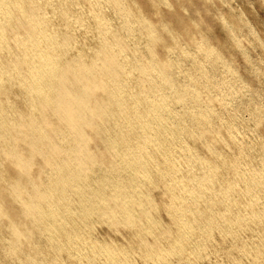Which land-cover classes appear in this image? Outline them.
I'll list each match as a JSON object with an SVG mask.
<instances>
[{"label":"bare ground","instance_id":"bare-ground-1","mask_svg":"<svg viewBox=\"0 0 264 264\" xmlns=\"http://www.w3.org/2000/svg\"><path fill=\"white\" fill-rule=\"evenodd\" d=\"M149 3L151 5L155 6V11L157 14L156 19L147 16L145 8H144L145 6H143L139 0H0V229L4 230L6 228V230H8L10 233L9 237H6V236L4 237L3 235H1L0 240L3 241L1 243H4L6 251L8 253H11L12 255H14L15 258L17 259V260L15 259V260L19 261L20 264H33V263L37 264L38 263V260H36L37 258L35 256H33L30 252L26 251V249L24 248V244H27V245L32 244L30 241L32 239V235H33L32 233H33L34 229L31 226L35 222H37V220L40 218L41 215L44 214L45 211L54 212L58 209L59 210L60 209L69 210L71 208V205L74 204V206H75V203H77V202H79L85 209H89V207L91 208V204L93 202L92 206H95V208L99 209V208H101L100 205L103 206V210H102L101 214L104 216H107L106 221L112 227L117 226L118 224H126L127 227H128V225H131L132 223L135 224L136 222H134L133 217H132L135 214L134 213L135 211H137V213L140 214V215H138V217L136 216L137 213L135 214V216L139 219V221L141 219L139 217H141V216H144V217L148 216V218L150 219V217H149V215H151L150 207L146 206V202H138L139 200L135 199V201H133V203H132V202H129V200H131V198H133V197H123L122 196L123 194H125V191L127 189H130L129 186L131 184H129V186L126 184L130 183V182L133 183L134 179L136 178V175L137 176L139 175L144 179L142 182L143 187L146 186L149 188V190H151V189L154 190L156 188H160L161 190H163L164 192L167 193V192H171L170 189L176 188L178 190L177 187H179L180 189L181 188L183 189V192H185V190H188V189L192 190L190 192H188L189 190L187 191L189 194L191 193L188 196H192L193 195L192 193H194L195 196L197 194L205 193V192H202L203 189H207V190L210 189L209 191H212L211 189H215L213 191H216L219 188H220V191L221 190H227L228 191L231 188L235 189V186L238 185V181L241 179H242L241 181L244 182L243 186L246 189H251V187H253L255 184L261 185V183L264 181V153L262 154V156L259 155L260 157H262L261 158V165L259 167H257V168L253 167L254 165L250 166L248 164V162L245 163V162H243L244 160L242 159V157H243L241 155L243 153L242 149H245V148L242 147L241 149H239V152H236L231 147L232 143L233 144L235 143L234 142L235 136H234V130H233V128H234L233 123H235V122H232V123L231 122L230 123L224 122L218 126L215 125L216 122H215L214 118L216 117V112L213 108V104L211 103V101H214V100L223 101L222 97H225L226 95L232 94L233 93L232 91H234L233 89H235L236 84L231 85V83H230V85L228 87L226 84L223 85V87L225 86L224 89L221 88V89H223V91L217 95L216 94L212 95L211 93L206 92L208 89V86H209L208 80L211 79V74H209V72H211V71L207 72V71H204L202 69V67L205 68L206 64H204L203 61H200L201 60L200 59L198 63H195L196 62L195 61L192 64V66L190 65L191 67H189V65L185 66V63H184L185 58L183 59V57H182V56H185L188 54L185 47H181V48L179 47L181 49V51H180L179 56L177 57L175 62L173 60V57H170L171 54H169L170 50L173 49V48H171V47H173L172 44L176 45L174 47L180 46V43L178 42V38L180 37L178 31H180V27L186 26L185 19L183 17H180V18H177V22H176L175 17H176V15H178V13L174 12V14L172 15L173 20H171L160 10V8H158L159 4H157L153 0H150V2H148V4ZM193 8L195 9V7H193ZM178 17H179V15H178ZM188 30H189V28H188ZM183 32H185V31L183 30ZM198 35H199L198 38H195L196 35L191 37V39H193V38L196 39L195 41L197 42V45L204 46V45L208 44V41H207V39H205L203 34H202V37H204V39L207 42L199 41L202 39V37H201L200 33ZM171 37H172L173 43L169 44L168 39H170ZM188 39L191 40L190 38H187V40ZM207 50H208V55L206 54L207 60H210L211 58H214V59L220 58V54H219L220 52L217 51L218 49L216 50V48L209 46V49H207ZM207 50L205 53H207ZM195 55L199 56L198 54H195ZM203 60H205V59H203ZM221 60H222V58H221ZM212 61L216 62L215 60H212ZM188 62H189V60H188ZM188 62H186V63H188ZM220 63H221V61H220ZM175 64H177V67L183 68L184 78L186 79L185 81H187L189 83L188 87H185L183 82H181V81L178 82V80H179L178 78H176L177 80L175 79V77L173 75V67L175 66ZM224 65H226V64L224 63ZM206 66H209V65H206ZM222 68H223V65H222ZM209 69H207V70H209ZM213 69H214V67H213ZM226 70H228V69H226ZM218 71L219 70H217V72ZM175 73L177 74V72H175ZM226 74H228V73H226ZM219 76H220V74H219ZM227 80L229 81V79H227ZM212 82H213V79H212ZM217 83H218V80H217ZM212 84L213 83H211L210 85H212ZM241 85H242V83H241ZM241 85L239 88H241V90H242L243 86L241 87ZM218 86H220V85H218ZM211 89H209V90L212 91ZM243 89H245V88H243ZM215 90H217V89H215ZM243 93L246 94V91H244ZM174 103L175 104L177 103V105L178 104L181 105L182 108H180V107L177 108V109L180 108L179 109L180 111L179 110L174 111L173 110L174 108L172 109V106ZM224 104H226V103H224ZM228 107H229V105L227 106V108ZM166 113H168L167 115L171 114L172 119L174 118L176 120V124H179V126H180L179 127L178 125H175V126H178L179 130L181 129V131H180L181 134L180 133L178 134L176 132L180 136V137L178 136L180 138L179 140H177L178 138L176 137L177 138L176 141H177V143L180 144L181 148H179V149L181 150V152H179V155L181 154L180 157L186 159V164H185L186 166L183 165V163H184L183 162L182 167L185 166V168H183L182 170L180 169L179 172H177L178 170L177 171L174 170V172L171 171L169 173H166V172L164 173L160 167L161 171L158 170V173L161 172V174L165 175V177H167V175H169V176L172 175L173 177L170 178L168 176L170 178V180L172 179V181H168V182L164 181L163 183L159 184V179H156V181H155V179L151 175V169H152L151 167L158 166L157 164L159 162V161H157L158 159L157 160L155 159L157 157H155L154 154H152L153 153L152 150L153 149L156 150V147H158V145L160 147V144H162L160 142V140L162 138L160 139V137H159V139H158L159 134L163 135V132L165 133V131H166V133L172 131V129L171 130L169 129L171 127L169 126V124L167 122L168 116L165 115ZM258 113L259 112H257V114ZM259 115H261V113ZM252 116L254 117V115H252ZM258 119L262 120L259 117H258ZM258 119H257V121H258ZM227 122H228V120H227ZM169 123H170V121H169ZM171 123H174V121L173 122L171 121ZM156 124L158 127H156ZM243 125L245 126V124H243ZM243 125H241V126H243ZM248 125H247V127H248ZM171 126H172V124H171ZM237 127H238V125H237ZM237 127H235V128H237ZM248 128H250V127H248ZM256 128L254 127V130ZM241 130H243V128ZM246 131L248 132V130H246ZM249 131H251V130H249ZM243 132H245V130ZM170 133H169V135H170ZM173 134H175V133H173ZM237 134H239V133H236V135ZM169 135H167V136H169ZM257 135H259V134L257 133ZM174 138H175V136H174ZM164 139H166V138H164ZM164 139H162V140L166 142V140H164ZM238 139H240V138H238ZM253 139H254V137H253ZM170 142L172 143V141H170ZM250 142H247V143L249 144ZM260 142L258 144H260ZM168 143H169V141H168ZM217 143H222L224 145V147L227 148L228 152L226 153L225 149H223L224 152H222V150H218L216 148L219 146V145L216 146ZM262 144H263V142H262ZM174 145H172V146H174ZM221 145H220V147H222ZM235 146L240 147V145H238L237 143L235 144ZM256 146H257V144H256ZM260 146H261V144H260ZM262 147L264 148V146H262ZM164 148H165V146H164ZM178 150H177V152H178ZM254 150H257V149H254ZM167 151H168V148H167ZM167 151L163 152L165 156H166L165 153ZM245 151H247V150L245 149ZM248 151L250 152V150H248ZM251 151L253 152L252 149H251ZM158 152L160 153V151H158ZM171 152H172V150H171ZM263 152H264V150H263ZM163 153L159 154V156H161ZM173 153H176V152H173ZM169 155L171 156V153ZM119 156L121 158H119ZM170 156H167V158H166L167 161L163 157L162 158L166 162H168V161H170ZM245 156H247V155H245ZM180 157H179V159H180ZM117 158H119L121 160H118ZM173 158H171V160H173ZM243 158H245V157H243ZM253 158L255 159L258 157H253ZM250 160H252V159L250 158ZM173 161L175 162L176 160L174 159ZM178 161H180V160H178ZM121 163L122 164L124 163L125 164L124 166H126V167L128 166V169L129 168L131 169L130 175H132V176L135 175L134 176L135 178H133L127 174L129 178H133L132 179L133 182L132 181L126 182L125 180L128 178H126V179L124 178L125 180H122L123 177L121 178L118 176V175H120V176L123 175V172H122V174H119V169L121 166H123V165H121ZM249 163H250V161H249ZM180 165H179V167H180ZM258 165H259V162H258ZM164 166H165V164H164ZM170 166H172V165L170 164ZM175 167H178V166L176 165ZM175 167L173 166V169ZM166 168H168V165L166 166ZM166 168L164 167V169H166ZM170 168H172V167H170ZM124 169H125V167H124ZM128 169H127V171H128ZM124 171H126V170H124ZM94 172H96L98 175H101V176H99V178H98V183L92 185L90 180L92 179L93 175L96 174V173L93 174ZM172 172H173V174H172ZM124 174H126V172ZM163 179L165 180V178H163ZM140 180H137V181H140ZM135 182H136V179H135ZM138 184L139 185H137V183L135 184V185H137L136 190L137 191L139 190V193H140V191H142V190H140L142 185H140L141 182H139ZM173 184H174V186H173ZM135 185H133V186H135ZM127 187H129V188H127ZM144 189H146V188H144ZM176 189H174V190H176ZM131 190H133V189H131ZM102 191H104L103 194L100 193ZM128 191H126V193H128ZM213 191L211 193H213ZM220 191H218V192H220ZM235 191H236V189H235ZM142 192L144 193V191H142ZM187 192H185V193H187ZM224 192L225 191H223V194H224ZM237 192H239V190ZM240 192H242V191H240ZM72 193L77 194L78 197H71L70 195ZM99 193L102 195V197H103V195H105V197H103L102 200L99 199L102 202L104 201L103 202L104 204L102 202H99L98 197H96V195H95V194H98L101 197V195ZM129 193H131V191ZM214 193H216V192H214ZM220 193L222 194V192H220ZM251 193H254V192L252 191ZM261 193H263V191ZM146 194H148V192ZM182 194H184V193H182ZM218 194L216 196L219 197ZM233 194H235V193H233ZM237 194H238L237 196H239V194H241V193H237ZM246 194H247V192H246ZM257 194H259V193H256V195ZM140 195H142V194H140ZM140 195H137V196H140ZM213 195H215V194H213ZM247 195H246V197H247ZM256 195L253 194V196L250 195V197L251 196L255 197ZM149 196L148 195H147V197L143 196L144 199L142 196H140V198L139 197L138 198L140 200L146 199V201L148 202V205H151L152 203L155 204V202L157 203V201H159V200H157L153 197H149ZM153 196H155V195H153ZM180 196L182 197L181 194H180ZM203 196H204V194H203ZM225 196H226V194H225ZM259 196H260V194H259ZM141 197H142V199H141ZM222 197H223V195H222ZM227 197H228V195H227ZM134 198H135V196H134ZM174 198H175V196H174ZM197 198H198V195H197ZM205 198H206L205 201L207 199H209L207 197H205ZM230 198L231 197H229L228 199H230ZM235 198H234V200L237 201L239 199H242L243 197L239 198L237 200ZM259 198L261 199V196ZM259 198H256V199L258 200ZM263 198H264V196H263ZM67 199L69 201L66 202L67 205H64L65 204L64 200H67ZM180 199L181 198H179V200ZM201 199H203V198H201ZM173 200H171V201L173 202ZM179 200H177V201H179ZM183 200H184V197H183L182 201ZM185 200H186V198H185ZM227 200H226V203H227ZM209 201H210V199H209ZM214 201H216V200H214ZM235 201H234V203H239V204L242 203L240 201H238V202H235ZM242 201H243V203L246 204V202H244L243 199H242ZM252 201L255 202L256 200L255 201L252 200ZM176 202L174 204H176ZM218 202H220V201H218ZM231 202H232V200H231ZM257 202H256V205H257ZM203 203H205V202H203ZM223 203H224V200H223ZM195 204H197V203H195ZM209 204H211V203H209ZM239 204H238V206H240ZM247 204H249V203H247ZM77 205H79V204L77 203ZM81 205H79V206H81ZM160 205H161V203H160ZM231 205H232V203H231ZM65 206H68V208H66ZM168 206L169 205H166V207H168ZM250 206L252 207V205H250ZM262 206L263 205H261V207ZM139 207H141L142 210H140ZM190 207H192V205ZM195 207H196L195 209H197L198 206H195ZM205 207H206V205H205ZM258 207H256V208H258ZM199 208H200V206H199ZM210 208H212V206ZM210 208H208V209L210 210ZM215 208H218V207H215ZM245 208H246V206H245ZM155 209L157 210L156 207H155ZM243 209H244V207H243ZM249 209H251V208H249ZM70 210L72 213L73 209L71 208ZM74 210H76V209H74ZM78 210L79 209L77 208V211ZM80 210H81V208H80ZM91 210H92V208H91ZM94 210H96V209H94ZM165 210H166V208H165ZM175 210H176V208H175ZM231 210L233 211V208H231ZM251 210H253V209H251ZM69 211H68V213H70ZM77 211H76V213H77ZM79 211H78V213L81 214V211L80 212ZM88 211L89 210H86V212H88ZM158 211H159V209H158ZM178 211H181V210H178ZM246 211H247V208H246ZM254 211H256L255 207H254ZM8 212H19V213H15V215H10ZM196 212H198V211H196ZM203 212L204 211H202V213ZM212 212L217 213L216 209H215V212L214 211H212ZM224 212L225 211H223V213ZM237 212H238V209H237ZM76 213H75V215H78V213L77 214ZM88 213H90V212H88ZM92 213H93V211H92ZM94 213H96V212H94ZM257 213L261 214L259 212H257ZM263 213H264V210H263ZM93 214H92V216H94ZM98 214H100V212ZM166 214H168V213H166ZM192 214H193V212H192ZM218 214H220V210L218 211ZM229 214H230V211H229ZM54 215L55 214H53V216ZM81 215H83L82 217H85L84 216L85 212ZM88 215H90V214H88ZM168 215H170V212ZM171 215H173V214H171ZM177 215H179V214H177ZM196 215H197V219L199 220V218H198L199 212ZM196 215H195V217H196ZM245 215H247V214H244V216ZM58 216L61 217V215H59V213H58ZM73 216H74V214H73ZM86 216H87V214H86ZM96 216H98V215H96ZM193 216H194V214H193ZM193 216H191V218ZM208 216H210V215H208ZM211 216L213 217L214 214ZM247 216H249V215H247ZM262 216H264V215H262ZM52 218H54V217H52ZM81 218H79L80 223H82V221H83V220L81 221ZM148 218H146V219H148ZM180 218H182V217H180ZM188 218H190V217H188ZM228 218H231V217L225 218L226 221L229 220ZM235 218L236 217H234V219ZM237 218H239V216ZM249 218H250V216H249ZM44 219H46V218H44ZM97 219H99V218L97 217ZM202 219H203V216H202ZM202 219H200V220H202ZM234 219H231L230 221H234ZM244 219H247V218H244ZM71 220L74 222V220L72 218H71ZM89 220L91 221V219H88L86 223H88ZM103 220H105V219H103ZM193 220H195L194 217H193ZM212 220H210V221H212ZM216 220H219V218ZM222 220H224V219L222 218ZM248 220H252V219H247L246 221H248ZM49 221H48V223H49ZM63 221L64 220H62V228L65 227L64 226L65 223H63ZM75 221L77 222V220H75ZM181 221L184 222L185 219H183ZM187 221H188L187 224H189V219ZM235 221H236V219H235ZM55 222L58 223V220L57 221L55 220ZM96 222L98 224V221H96ZM145 222H146V220H145ZM152 222H153V220H152ZM162 222H164V221L162 220ZM162 222H160V223H162ZM212 222H214V221H212ZM54 223H53V225H54ZM83 223H84V221H83ZM158 223L159 222L157 221V223L155 225H157ZM207 223L208 222L206 221V224ZM253 223H255V222H253ZM261 223H263V221ZM44 224L45 223H43V225ZM91 224H92V222L90 223V226H91ZM93 224H94V222H93ZM105 224H107V223H105ZM147 224H149V223H147ZM182 224L180 223L179 225H182ZM187 224H184V225H187ZM232 224H234V222ZM26 225H31V226L27 227ZM59 225H60V223H59ZM69 225L71 227V224H69ZM69 225L67 224L66 227ZM98 225L100 226V224H98ZM143 225H144V223H143ZM155 225L153 227H155ZM195 225H197V224H195ZM199 225H201V224H198V227H199ZM226 225H228V224H226ZM244 225H245V222H244ZM51 226H52V224H51ZM157 226H160V228H161L160 236H162L163 234H164L163 236L169 234V238H173L174 230H173V232L170 231L171 230L170 224H166L163 228L161 227L162 225H157ZM190 226H192V224H190ZM221 226H222V224H221ZM229 226H230V223H229ZM232 226H234V225H232ZM249 226H251V225H249ZM249 226L246 227V228H248V230H250ZM261 226L264 227V223ZM132 227L134 228V226H132ZM86 228H87V226H86ZM207 228H209V227H207ZM81 229H83V228H81ZM84 229H85V226H84ZM184 229H182V230L184 231ZM190 229L191 228H189V230ZM196 229L199 230L198 228H196ZM211 229H210V232H211ZM63 230H62V232H63ZM70 230H72V229L70 228ZM78 230H79V228H78ZM78 230H76V232H79ZM83 230H81V231L83 232ZM93 230H94V228H93ZM153 230L154 229L152 228V231ZM186 230H187V228H186ZM230 230L228 229V231H230ZM235 230H236V228H235ZM148 231H149V229H148ZM181 231L179 230V232H181ZM224 231L226 232V230H224ZM55 232H58V231H55ZM64 232H65V230H64ZM73 232H74V228H73ZM84 232H86V231H84ZM193 232H196V231H192L191 233H193ZM200 232H201V230H200ZM203 232H204V228H203ZM225 232H223V234ZM246 232L248 233V231H246ZM71 233H72V231H71ZM176 233H177V231H176ZM196 233H198V232H196ZM254 233H256V232H254ZM44 234L45 233H43V235ZM77 234L79 236H80V234L82 235L81 232H80V234L79 233H77ZM199 234H197V236H199ZM203 234L206 235L205 233H203ZM220 234H222V233H219L218 235H220ZM227 234H229V233H227ZM50 235H52V234L50 233ZM84 235H85V233H84ZM88 235H90V233ZM153 235H155V234H153ZM181 235H183V232ZM215 235L218 236L217 233ZM240 235H238V236H240ZM258 235L260 236L259 233H258ZM49 236H47V237H49ZM67 236H69V235H67ZM134 236H136V235H134ZM183 236H185V234ZM197 236H196V238H197ZM211 236H213V235H211ZM211 236H210V238H211ZM224 236H226V235H224ZM262 236H263V234H262ZM47 237H45V238H47ZM74 237L72 236V238H74ZM128 237H129V235H128ZM192 237H193V235H192ZM222 237H223V235L221 236V238ZM255 237H257V236H255ZM82 238H84V237H82ZM88 238L92 240L93 235H92V238L91 237H88ZM178 238H177V242H178ZM186 238H183V239H186ZM188 238H190V237H188ZM240 238H241V236H240ZM39 239H37V242ZM66 239H69V238H66ZM66 239H65V241H66ZM183 239H181V240H183ZM193 239H195V238H193ZM198 239L196 241H198ZM225 239H226V237L224 238V240ZM227 239H228V237H227ZM50 240H52V239H50ZM60 240H63V239H59V241ZM73 240H72V244H73ZM75 240H77V239L75 238ZM135 240H136V238H135ZM232 240L230 238V241H232ZM242 240L246 241L245 239H242ZM247 240H250V239L248 238ZM57 241H55V242H57ZM79 241H81V240L79 239ZM132 241H133V239H132ZM183 241L185 242V240H183ZM201 241L202 240L200 239V242ZM211 241H212V239H211ZM216 241L217 240H215V243H216ZM258 241H260V239ZM74 242H76V241H74ZM94 242H97V241H94ZM171 242L172 243H170V244L173 245L176 241L171 240ZM261 242H263L262 238H261ZM57 243H55V244H57ZM76 243H78V242H76ZM87 243H85V244H87ZM140 243L142 244L141 247L143 246L144 248H148V249H151L153 251H156L157 247H159L161 242H160V239H155V240L149 239L146 236V233L144 232V233H142V236L140 238ZM186 243H187V240H186ZM198 243H199V241H198ZM198 243H197V245H198ZM208 243H210V242H208ZM247 243L248 242H246V244ZM37 244L39 245V243H37ZM60 244L63 245L62 242ZM175 244H178V243H175ZM182 244L183 243H181V245ZM189 244H191V242ZM211 244H212V242H211ZM233 244L234 243H232V246H233ZM239 244L241 245V242ZM254 244L256 245V243H254ZM94 245H95L94 243H93V245L91 244V246H94ZM115 245H116V243H115ZM181 245L179 247H181ZM185 245L187 246V244H185ZM200 245L204 246V244H200ZM40 246H41V242H40ZM85 246L84 247L82 246V247L85 249ZM173 246H175V245H173ZM176 246H175V251L177 252L178 248ZM183 246L184 245H182L181 248H183ZM198 246L196 248H198ZM205 246H207V245H205ZM244 246H245V244H244ZM258 246H259V243H258ZM72 247H74V246H72ZM80 247H81V245H80ZM111 247L112 246H110V248ZM115 247H117V246H115ZM191 247H193V246H191ZM213 247L215 248V245ZM245 247H247V246H245ZM245 247H244V250H247L251 246L247 247V249H245ZM54 248H56V247H53V250H54ZM58 248L59 247H57V250H59ZM100 248H102V247L100 246ZM130 248H128V249H130ZM176 248H177V250H176ZM189 248H190V246H189ZM200 248L201 247H199V249ZM216 248H218V247H216ZM226 248H227V246H226ZM62 249H64V248H62ZM75 249H77V248H75ZM121 249H123V248H121ZM128 249H126V250H128ZM132 249L134 250L135 248L133 247ZM199 249H198V251H199ZM260 249H258V250L256 249V250L259 252ZM49 250H50V248H49ZM64 250H63V252H64ZM80 250H83V249H79V251ZM140 250L143 252L142 249H140ZM182 250H184V249H182ZM231 250H232V248H231ZM254 250L255 249H253V251L251 250V252H254ZM43 251H46V249ZM66 251H68V250H66ZM77 251H78V249H77ZM86 251L88 252V250H86ZM103 251H105L107 258L109 259V257H111V255H112L111 251L110 250H103ZM116 251L117 250L115 249V256H116ZM118 251H119V249H118ZM173 251L171 253L168 252V253H170V254H168V256L173 254ZM192 251H194V250H192ZM7 252H5V253L7 254ZM72 252L74 253V251H72ZM93 252L95 253L94 250H93ZM130 252H131V249H130ZM133 252L135 253V251H133ZM142 252H140V255L143 254ZM148 252H151V251L148 250ZM161 252H162V256L164 257L163 250H161ZM164 252L166 253L165 250H164ZM176 252L172 256L175 257V254L177 255ZM221 252H223L222 249H221ZM241 252H243V251L241 250ZM56 253H59V252H56ZM56 253H54V254L56 255ZM81 253L82 252L80 251V254ZM96 253H97V251H96ZM120 253L117 252L118 255ZM122 253H123V251H122ZM127 253H128V251H127ZM200 253H202V252H198L197 254L199 255ZM240 253L238 254L239 256L241 255ZM249 253H250V251H248V254ZM50 254H52V253H50ZM95 254H93V255H95ZM101 254L103 255V253H101ZM147 254L148 253H146V255L144 254V256H147ZM204 254H205V252H204ZM226 254L227 253H225V255ZM229 254L230 253L228 252V254H227L228 256H226L227 261H228L227 257L231 256ZM245 254L247 255V253H245ZM71 255H73V254H71ZM83 255H84V253H83ZM96 255H98V254H96ZM102 255H100L99 257H101ZM124 255H126V254H124ZM192 255L195 256V253ZM223 255H224V253H223ZM251 255L253 256V254H251ZM14 256H13V258H14ZM113 256H114V254H113ZM131 256H132V254H131ZM152 256H155V254ZM208 256H210V255H208ZM218 256H219V254H218ZM252 256H251V258H252ZM255 256H257V255H255ZM262 256H263V254H262ZM87 257H89V256H87ZM163 257H161V258H163ZM178 257H179V255H178ZM181 257H180V259H181ZM199 257H200L199 259H201L203 256H199ZM231 257H233V256H231ZM257 257H259V256H257ZM257 257H256V259H258ZM76 258H78V256H76ZM80 258H82V257H80ZM124 258H126V256ZM133 258L136 259L135 257H133ZM146 258H148V256ZM152 258H154V257H152ZM189 258H191V257H189ZM222 258H223V256H222ZM99 259H101V258H99ZM180 259H179V261H180ZM205 259H206V257H205ZM214 259L216 260L215 257H214ZM250 259H249V261H250ZM35 260H36V262H35ZM94 260L96 261V258L93 259V262H94ZM176 260H177V258H176ZM182 260L183 259H181V261ZM208 260H210V259H208ZM218 260H220V259L218 258ZM222 260H224V259H222ZM263 260H261V261H263ZM2 261H3V259H2ZM89 261L90 260H88V262ZM145 261L147 262V260H145ZM152 261H154V260H152ZM158 261H159V259H158ZM165 261H168V260L166 259ZM186 261H187V259H186ZM194 261H191V263H193ZM224 261H223V263L226 264ZM239 261H240V259H239ZM239 261H237V262H239ZM252 261H254V260H252ZM8 262H9V259H8ZM106 262H107V259H106ZM136 262H138V261H136ZM155 262H156V260H155ZM217 262H215V264ZM241 262H243V261H241ZM3 263L4 262H2V264ZM12 263H13V261H12ZM98 263H100V262H98ZM119 263H121V260ZM147 263L149 264V262H147ZM168 263H170V261ZM5 264H7V263H5ZM10 264H11V262H10ZM89 264H91V263H89ZM126 264H130V263H126ZM141 264H142V262H141ZM159 264H160V262H159ZM163 264H165V263L163 262ZM188 264H190V263L188 262ZM196 264H198V263H196ZM203 264H204V262H203ZM211 264H213V263H211ZM234 264H236V263H234Z\"/></svg>","mask_w":264,"mask_h":264},{"label":"rangeland","instance_id":"rangeland-1","mask_svg":"<svg viewBox=\"0 0 264 264\" xmlns=\"http://www.w3.org/2000/svg\"><path fill=\"white\" fill-rule=\"evenodd\" d=\"M140 1V3L143 5V6H145L144 8H145V11H146V14H147V16H149V17H151V18H154V19H156V17H157V14H156V11H155V6L154 5H151L150 3L148 4V2H150V0H139ZM148 1V2H147ZM154 2H156L157 4H159L158 5V8H160V10L168 17V18H170L171 20H173V17H172V15L174 14V12H177L178 13V15H179V17H178V15H176V17H175V21L177 22V18H180V17H183L184 19H185V21H186V26H183V27H180V31H178L179 32V38H178V42L180 43V46H178V47H174V46H176L175 44H172L173 42H172V37L170 38V39H168V43L169 44H172L173 45V47H171V48H173V49H171L170 50V52H169V54H171L170 55V57H173V60H174V62L176 61V59H177V57L179 56V53H180V51H181V47H185V49H186V51H187V55H185V56H182L183 57V59H184V63H185V66L187 65H189V67H191L192 66V64L195 62V63H198L199 62V60L200 61H203V63L204 64H206V65H209V66H206L205 65V68H203L202 67V69L204 70V71H211V72H209V74H211V79H209L208 80V84H209V86H208V89H207V91L206 92H208V93H211L212 95H214V94H220L222 91H223V89H224V87H223V85H227V87L230 85V83H231V85L233 84V85H235L236 84V87H235V89H233L234 91H232L233 93L232 94H229V95H226L225 97H222V99H223V101H217V100H214V101H211V103L213 104V108H214V110H215V112H216V117L214 118V120H215V125H220V124H222V123H224V122H226V123H232V122H235V123H233V130H234V144L232 143V145H231V147L234 149V151H236V152H239V149H241L242 147L243 148H245L247 151H245V149H242L243 150V153L241 154L243 157H245V158H243L242 157V159L244 160L243 162H245V163H247L248 162V164L250 165V166H253V167H259L260 165H261V158L262 157H260V156H262V154L264 153L263 152V150H264V148L262 147V146H264V0H153ZM176 4V5H175ZM178 6V7H177ZM193 7H195V9L193 8ZM172 8V9H171ZM172 10V11H171ZM174 10V11H173ZM196 10V11H195ZM151 14V15H150ZM194 27H193V26ZM192 26V27H191ZM189 28V30L191 31H189L188 30V28ZM185 31V32H183V30ZM189 31V32H188ZM201 34V37H202V34H203V36L205 37V39H207V41H208V44H206V45H204V46H199V45H197V42L195 41L196 39H191V37H193L194 35H196L195 36V38H198L199 37V35L198 34ZM191 34V35H190ZM186 35V36H185ZM188 35V36H187ZM204 37H202V39L201 40H199V41H205V42H207L205 39H204ZM187 38H190L191 40H187ZM209 46H211V47H214V48H216V50L217 51H219L220 53V58H218V59H214V58H211L210 60H207V56H206V54L208 55V50L207 49H209ZM180 47V48H179ZM206 50H207V53H205L206 52ZM192 52V53H191ZM195 54H198L199 56H197V55H195ZM177 55V56H176ZM192 55V56H191ZM194 55V56H193ZM198 58H197V57ZM189 57V58H188ZM196 57V58H195ZM200 57V58H199ZM188 58V59H187ZM195 58V59H194ZM221 58H222V60H221ZM192 59V60H191ZM203 59H205V60H203ZM188 60H189V62H188ZM198 60V61H197ZM212 60H215L216 62H213ZM206 61V62H205ZM220 61H221V63H220ZM186 62H188V63H186ZM209 63V64H208ZM224 63L226 64V65H224ZM215 64V65H214ZM191 65V66H190ZM219 65V66H218ZM222 65H223V68H222ZM176 66V67H175ZM175 68L173 67V75H174V77H175V79L176 78H178L179 80H178V82L179 81H181V82H183L184 83V86L185 87H188L189 86V83L187 82V81H185L186 79L184 78V71H183V68L181 67V68H179V67H177V64H175ZM212 66V67H211ZM227 66V67H226ZM229 66V67H228ZM213 67H214V69H213ZM178 68V69H177ZM209 69V70H207V69ZM178 71H177V70ZM182 69V70H181ZM206 69V70H205ZM226 69H228V70H226ZM235 69V70H234ZM217 70H219L218 72H217ZM181 71V72H180ZM175 72H177V74L175 73ZM179 72V73H178ZM200 72V71H199ZM223 72V73H222ZM228 73V74H226V73ZM236 72V73H235ZM181 73V74H180ZM176 74V75H175ZM219 74H220V76H219ZM232 74V75H231ZM231 75V76H230ZM239 75V76H238ZM218 76V77H217ZM235 76V77H234ZM225 77V78H224ZM235 80H234V79ZM212 79H213V82H212ZM221 79V80H220ZM223 79V80H222ZM227 79H229V81L227 80ZM177 80V79H176ZM217 80H218V83H217ZM241 80V81H240ZM222 81V82H221ZM234 81V82H233ZM245 82V83H244ZM211 83H213L212 85H210ZM217 83V84H216ZM241 83H242V85H241ZM244 83V84H243ZM217 86H216V85ZM248 84V85H247ZM218 85H220V86H218ZM238 85V86H237ZM240 85H241V87H242V90H241V88H239L240 87ZM247 85V86H246ZM211 86V87H210ZM214 86V87H213ZM245 86V87H244ZM219 87V88H218ZM234 87V86H233ZM212 88V89H211ZM221 88H223V89H221ZM243 88H245V89H243ZM248 88V89H247ZM209 89H211L212 91H210ZM215 89H217V90H215ZM219 89V90H218ZM249 90V91H248ZM244 91H246V94L245 93H243ZM251 91V92H250ZM213 92V93H212ZM217 92V93H216ZM244 95H243V94ZM251 94V95H250ZM232 95V96H231ZM229 96V97H228ZM228 97V98H227ZM232 97V98H231ZM229 99V100H228ZM230 104H229V103ZM215 103V104H214ZM224 103H226V104H224ZM262 104V105H261ZM229 105V107L227 108V106ZM240 106V107H239ZM178 107H180V108H182L181 107V105L180 104H178L177 105V103L175 104H173V106H172V109L174 110V111H178L179 109H177ZM235 107V108H234ZM180 111V110H179ZM256 112V113H255ZM257 112H259L258 114H257ZM170 113V112H169ZM254 113V114H253ZM261 113V115H259ZM168 113H166L165 115L166 116H168L167 117V122H168V124H169V126L171 127V128H169L170 130L172 129V131H170V132H168V133H166V131H165V133L163 132V135L161 134H159L158 135V139H159V137H160V139L162 138V139H164V138H166V139H164V140H166V142L165 141H163L162 139L160 140V142L163 144H160V147H159V145H158V147H156V150L155 149H153L152 150V154H154V156L155 157H157V158H155L157 161H159L158 162V166H153V167H151L152 169H151V175L153 176V178L155 179V181H156V179H159V184H161V183H163L164 181H172V179L170 180V178H172L173 176L172 175H167V177H165V175H163V174H161V172L160 173H158V170L159 171H161V170H163V172L165 173H169V172H171V171H173L174 172V170H178L177 172H179L180 171V169L182 170L183 168H185V164H186V159L185 158H182V157H180V155H179V152H181V150L179 149V148H181L180 147V144L179 143H177V141H176V139L177 140H179L180 138V136L178 135L179 133L181 134V129L179 130V128H178V126H179V124H176V120L174 119H172V115L171 114H169V115H167ZM252 115H254V117L252 116ZM171 119H170V118ZM258 117L260 118V119H262V120H259L258 119ZM231 118V119H230ZM257 119H258V121H257ZM227 120H228V122H227ZM234 120V121H233ZM237 120V121H236ZM255 123H253L252 121ZM169 121H170V123H171V121L173 122L174 121V123H171L172 124V126H171V124L169 123ZM256 121V122H255ZM238 122V123H237ZM243 124H245V126L243 125ZM249 124V125H248ZM175 125H178V126H175ZM237 125H238V127H237ZM240 125V126H239ZM241 125H243V126H241ZM247 125H248V127H250V128H248L247 127ZM251 125V126H250ZM261 126V127H260ZM156 127H158L157 126V124H156ZM180 127V126H179ZM235 127H237V128H235ZM254 127L256 128L255 130H254ZM243 128V130H241ZM174 129V130H173ZM176 129V130H175ZM239 130V131H238ZM245 130V132H243ZM246 130H248V132L246 131ZM249 130H251V131H249ZM253 130V131H252ZM255 131V132H254ZM178 134H177V133ZM254 132V133H253ZM259 134V135H257V133ZM169 133H170V135H169ZM173 133H175V134H173ZM236 133H239V134H237L236 135ZM241 133V134H240ZM246 133V134H245ZM167 135H169V136H167ZM175 136V138H174V136ZM250 135V136H249ZM255 135V136H254ZM166 136V137H165ZM179 136V137H178ZM169 137V138H168ZM177 137V138H176ZM242 137V138H241ZM253 137H254V139H253ZM260 137V138H259ZM238 138H240V139H238ZM258 138V139H257ZM262 138V139H261ZM174 139V140H173ZM244 139V140H243ZM261 139V140H260ZM243 140V141H242ZM255 140V141H254ZM168 141H169V143H168ZM170 141H172V143L170 142ZM251 141V142H250ZM261 141V142H260ZM247 142H250L249 144L247 143ZM253 142V143H252ZM260 142V144H261V146H260V144H258ZM262 142H263V144H262ZM238 144V145H240V147H236L235 146V144ZM245 143V144H244ZM167 144V145H166ZM176 146H175V145ZM222 143H217L216 144V146H218V147H216L218 150H222V152H224V150L223 149H225V152L227 153L228 152V150H227V148H225L224 147V145L222 144ZM247 144V145H246ZM252 144V145H251ZM255 144V145H254ZM256 144H257V146H256ZM172 145H174V146H172ZM220 145L223 147H220ZM242 145V146H241ZM164 146H165V148H164ZM235 146V147H234ZM247 146V147H246ZM163 147V148H162ZM173 149H172V148ZM230 147V148H231ZM253 150V152L251 151V149ZM254 149H257V150H254ZM261 147V148H260ZM158 148V149H157ZM167 148H168V151H167ZM180 151H179V150ZM263 149V150H262ZM170 150V151H169ZM171 150H172V152H171ZM175 150V151H174ZM177 150H178V152H177ZM241 150V151H242ZM248 150H250V152L248 151ZM261 150V151H260ZM158 151H160V153L158 152ZM165 151H167L165 154H166V156L164 155V153L163 152H165ZM156 152V153H155ZM169 152V153H168ZM173 152H176V153H173ZM161 153H163L161 156L167 161V156H170L169 154L171 153V156H170V161H168V162H166L161 156H159V154H161ZM178 153V154H177ZM250 155H249V154ZM157 154V155H156ZM175 156H173V155ZM255 154V155H254ZM257 154V155H256ZM245 155H247V156H245ZM249 155V156H248ZM260 155V156H259ZM165 156V157H164ZM180 157V159H179V157ZM174 157V158H173ZM252 159V160H250V158ZM253 157H258V158H253ZM119 158H121L120 156H119ZM119 158H117L118 160H121V159H119ZM171 158H173V160L175 159L176 161L174 162L173 160H171ZM161 160V161H160ZM163 160V161H162ZM178 160H180V161H178ZM247 160V161H246ZM250 161V163H249V161ZM121 162V161H120ZM162 162V163H161ZM164 162V163H163ZM184 162V163H183ZM254 162V163H253ZM257 164H256V163ZM258 162H259V165H258ZM174 163V164H173ZM177 163V164H176ZM182 163H183V165H185V166H183L182 167ZM160 164V165H159ZM164 164H165V166H164ZM170 164L172 165V166H170ZM181 164V165H180ZM121 165H123V166H121ZM121 167H120V169H119V174H122V172H123V175L122 176H120V175H118L119 177H123V179L122 180H125L126 178H128V179H126L125 181L126 182H129V181H132L133 182V178H135L134 176L135 175H130V168L128 169V166L126 167V166H124L125 164L123 163H121ZM166 168V166L168 165V168H166V169H164V167ZM178 166V167H175V166ZM179 165H180V167H179ZM172 167V168H170V167ZM173 166L176 168H174L173 169ZM124 167H125V169H124ZM160 167H161V170H160ZM128 169V171H127V169ZM159 168V169H158ZM171 170H170V169ZM157 169V170H156ZM124 170H126V171H124ZM157 173H156V172ZM121 172V173H120ZM126 172V174H124ZM153 172V173H152ZM173 172H172V174H173ZM96 172H94L93 174H95ZM130 175V177H133V178H129L128 177V175ZM161 176H159V175ZM97 176V177H96ZM99 176H101V175H98L97 173L95 174V175H93V177H92V179L90 180V182H91V184L92 185H94V184H97L98 183V178H99ZM126 176V177H125ZM170 178H169V177ZM165 178V180L163 179V178ZM125 178V179H124ZM139 178V179H138ZM96 179V180H95ZM131 179V180H130ZM135 179H136V182H135ZM134 179V182L133 183H127L126 185H128L129 186V184H131L129 187H130V189H127L126 191H128V193H126V191H125V194H123L122 196L123 197H133V198H131V200H129V202H132L133 203V201H135V199L136 200H139L138 202H146V206L147 207H150V213H151V215H149V217H150V219L148 218V216L147 217H144V216H141V217H139V218H141L140 219V221H139V219L137 218L138 217V215H140V214H138L137 213V211H135L134 213L136 214V216H135V214L132 216L133 217V220H134V222H136L135 224H131V225H128V227H127V225L126 224H118L117 226H114V227H112V226H110V224L106 221V218H107V216H104V215H102L101 214V212H102V210H103V206L102 205H100L101 206V208H95V206H92V204H93V202H92V204H91V208H92V210H91V208L89 207V209H85L79 202H77L79 205H81V206H79V205H77V203H75V206H74V204L73 205H71V208L73 209L72 210V213L74 214V216H73V214L71 213V208L69 209V210H63V209H58V210H56V211H54V212H50V211H45L44 212V214L43 215H41L40 216V218L37 220V222H35L32 226L31 225H26L27 227H29V226H31V227H33V229H34V231H33V235H32V239H31V245H27V244H24V248L26 249V251H28V252H30L33 256H35L37 259L36 260H38V263L37 264H83L84 262V264H89V263H91V264H108L110 261V263L109 264H126V263H130V264H141V262H142V264H148L147 262H149V264H152L153 262V264H159V262H160V264H163V262L165 263V264H167L169 261H170V263H168V264H188V262L190 263V264H196V263H198V264H203V262H204V264H211V263H213V264H215V262H217L216 264H222L223 263V261L226 263V264H234V263H236V264H262L263 262H264V227L263 226H261V225H263V223H264V216H262V215H264V213H263V210H264V198H263V196H264V181L261 183V185H257V184H255L253 187H251V189H246V188H244V182L243 181H241V180H239L238 181V185H236L235 186V189H236V191H235V189H229L228 191L227 190H221L220 191V188L218 189V190H216V191H213V190H215V189H211L212 191H213V193H211L212 191H209L210 189H203L202 190V192H205V193H202V194H197L198 195V198H197V195L195 196V194L194 193H192L193 195L192 196H188V195H190L188 192H190V191H192V190H185V192H187V193H185V192H183V189L181 188H179V187H177L178 188V190L176 189V188H174V189H176V190H174V189H170V191L172 192H164L163 190H161L160 188H156V189H154V190H149V188L148 187H143V178L141 177V176H137L136 175V178ZM142 181H141V180ZM137 180H140V181H137ZM95 183H94V182ZM97 181V182H96ZM139 182H141V184L140 185H142V187H141V189L140 190H142V191H144V193L142 192V191H140V193H139V190L137 191L136 189H137V185H139L138 183ZM243 182V183H242ZM137 183V185H135ZM135 185V186H133V185ZM172 185V184H171ZM242 185V186H241ZM257 185V186H256ZM173 186H174V184H173ZM129 187H127V188H129ZM133 187V188H132ZM239 189H238V188ZM243 189H242V188ZM135 188V189H134ZM144 188H146V189H144ZM234 188V187H233ZM242 190H241V189ZM131 189H133V190H131ZM255 191H254V190ZM260 189V190H259ZM234 192H233V191ZM239 190V192H237ZM248 190V191H247ZM257 190V191H256ZM131 191V193H129ZM137 193H136V192ZM218 191H220V192H222V194L220 193V192H218ZM223 191H225L224 192V194H223ZM240 191H242V192H240ZM253 191L254 193H251V192ZM263 191V193H261ZM103 192L104 191H102V192H100L101 194H103ZM142 192V193H141ZM148 192V194H146ZM208 192V193H207ZM214 192H216V193H214ZM231 192V193H230ZM246 192H247V194H246ZM99 193V194H100ZM176 193V194H175ZM182 195V197L180 196V194ZM182 193H184V194H182ZM210 193V194H209ZM219 193V194H218ZM233 193H235V194H233ZM237 193H241V194H239V196H237L238 194ZM256 193H259L260 194V196H261V199L259 198L260 196H259V194H257L256 195ZM100 194V195H101ZM140 194H142V195H140ZM203 194H204V196H203ZM213 194H215V195H213ZM219 195V197L218 196H216V195ZM225 194H226V196H225ZM237 200V199H239V198H242L243 200H244V202H246V204L247 203H249V204H245V203H243V201H242V199H239V200H237V201H235L234 200V198L231 196V195ZM253 194H255L256 196V198H259L258 200L255 198V197H252L253 196ZM96 195V197H98V201L99 202H102L101 200H102V198L103 197H105V195H103V197H102V195H101V197L98 195V194H95ZM137 195H140V196H144V197H147V195L149 196V197H153V198H155V199H157V200H159V201H157V203L155 202V204L154 203H152L151 205H148V202L146 201V199L145 200H140L139 198H140V196H137ZM146 195V196H145ZM153 195H155V196H153ZM175 196V198H174V196ZM211 197H210V196ZM221 195V196H220ZM222 195H223V197H222ZM227 195H228V197H227ZM242 195V196H241ZM246 195H247V197H246ZM250 195H252L251 197H250ZM71 197H78L77 196V194H75V193H72L71 195H70ZM134 196H135V198H134ZM187 196V197H186ZM139 197V198H138ZM142 197H141V199H142ZM144 197H143V199H144ZM183 197H184V200L182 201V199H183ZM190 197V198H189ZM192 197V198H191ZM194 197V198H193ZM203 198V199H201V198ZM205 197H207V198H209L210 199V201H209V199H207L206 201H205ZM217 197V198H216ZM229 197H231L230 199L232 200V202H231V200L230 199H228ZM252 199V200H256L255 202H253L250 198ZM178 198V199H177ZM179 198H181L180 200H179ZM185 198H186V200H185ZM214 200H216V201H214ZM216 198V199H215ZM220 198V199H219ZM263 198V199H262ZM99 199H101V200H99ZM130 199V198H129ZM134 199V200H133ZM174 199V200H173ZM190 199V200H189ZM219 199V200H218ZM222 199V200H221ZM228 199V200H227ZM171 200H173V202L176 200H179V201H175L176 202V204H174ZM189 202H188V201ZM220 201V202H218V201ZM223 200H224V203H223ZM226 200H227V203H226ZM69 200L67 199V200H64V205H67V203L66 202H68ZM192 201V202H191ZM196 201V202H195ZM234 201L235 202H238V201H240V202H242V203H234ZM249 201V202H248ZM251 201V202H250ZM258 201V202H257ZM90 202V201H89ZM104 202V201H103ZM102 202V203H103ZM172 202V203H171ZM180 202V203H179ZM197 203V204H195V203ZM203 202H205V203H203ZM207 202V203H206ZM215 202V203H214ZM218 202V203H217ZM256 202H257V205H256ZM160 203H161V205H160ZM171 203V204H170ZM189 203V204H188ZM193 203V204H192ZM209 203H211V204H209ZM217 203V204H216ZM221 203V204H220ZM229 203V204H228ZM231 203H232V205H231ZM234 203V204H233ZM104 204V203H103ZM175 206H174V205ZM183 204V205H182ZM192 205V207H190L191 205ZM195 204V205H194ZM201 204V205H200ZM204 206H203V205ZM223 204V205H222ZM238 204L240 205V206H238ZM242 204V205H241ZM245 204V205H244ZM254 204V205H253ZM166 205H171L169 208L168 207H166ZM177 205V206H176ZM189 205V206H188ZM205 205H206V207H205ZM209 207H208V206ZM218 205V206H217ZM228 205V206H227ZM250 205H252V207L250 206ZM261 205H263L262 207H261ZM74 206V207H73ZM79 206V207H78ZM182 208H181V207ZM195 206H198L197 207V209H195L196 207ZM199 206H200V208H199ZM212 206V208H210ZM214 206V207H213ZM225 206V207H224ZM245 206H246V208H247V211H246V208H245ZM259 206V207H258ZM66 208H68V206H65ZM155 207L157 208V210L155 209ZM166 208V210H165V208ZM174 207V208H173ZM185 207V208H184ZM215 207H218V208H215ZM223 207V208H222ZM229 207V208H228ZM243 207H244V209H243ZM254 207H255V210L256 211H254ZM256 207H258V208H256ZM77 208L80 210V208H81V214H83L84 212H85V217H82L83 215H81L80 213H78V211H77ZM140 208V210H142L141 209V207H139ZM164 208V209H163ZM175 208H176V210H175ZM179 208V209H178ZM200 210H199V209ZM205 208V209H204ZM208 208H210V210L208 209ZM231 208H233V211L231 210ZM238 209V212H237V209ZM241 208V209H240ZM249 208H251V209H253V210H251V209H249ZM74 209H76V210H74ZM85 209V210H84ZM94 209H96V210H94ZM158 209H159V211H158ZM181 210V211H178V210ZM185 209V210H184ZM207 209V210H206ZM214 209V210H213ZM215 209H216V212L217 213H213L212 211H214L215 212ZM225 209V210H224ZM227 209V210H226ZM230 209V210H229ZM261 209V210H260ZM86 210H89L88 212H90V213H88V212H86ZM155 210V211H154ZM172 210V211H171ZM174 210V211H173ZM195 210V211H194ZM220 210V214H218V211ZM62 211V212H61ZM68 211L70 212V213H68ZM76 211H77V213H78V215H75V213H76ZM79 211V212H80ZM92 211H93V213L94 212H96V213H92ZM98 211V212H97ZM196 211H198L199 212V220L200 219H202V216H203V219L202 220H198L197 219V213L198 212H196ZM202 211H204L203 213H202ZM223 211H225L224 213L227 215H225L224 213H223ZM229 211H230V214H229ZM235 211V212H234ZM261 211V212H260ZM50 212V213H49ZM61 212V213H60ZM100 212V214H98ZM157 212V213H156ZM169 212H170V215H168L169 214ZM176 214H175V213ZM188 212V213H187ZM192 212H193V214H194V216H193V214H192ZM210 212V213H209ZM224 214H222V213ZM245 212V213H244ZM257 212H259V213H261V214H258ZM10 215H15V213H19V212H8ZM49 213V214H48ZM52 213V214H51ZM58 213H59V215H61V217H59L58 216ZM76 213V214H77ZM166 213H168V214H166ZM183 213V214H182ZM185 213V214H184ZM203 215H202V214ZM208 215H210V216H208ZM238 215H237V214ZM242 213V214H241ZM247 214V215H249L250 216V218H249V216H247V215H245L244 216V214ZM253 213V214H252ZM256 215H255V214ZM53 214H55L54 216H53ZM86 214H87V216H86ZM88 214H90V215H88ZM92 214L94 215V216H92ZM171 214H173V215H171ZM177 214H179V215H177ZM182 216H181V215ZM214 214V218L211 216V215H213ZM229 214V215H228ZM234 214V215H233ZM251 214V215H250ZM52 215V216H51ZM70 217H69V216ZM96 215H98V216H96ZM185 217H184V216ZM193 216L194 217V219L195 220H193V217L191 218V216ZM195 215H196V217H195ZM207 217H206V216ZM220 215V216H219ZM231 215V216H230ZM260 215V216H259ZM68 216V217H67ZM73 216V217H72ZM76 216V217H75ZM96 216V217H95ZM152 216V217H151ZM160 216V217H159ZM201 216V217H200ZM205 216V217H204ZM239 216V218H237ZM241 216V217H240ZM247 216V217H246ZM46 218V219H44V218ZM51 217V218H50ZM52 217H54V218H52ZM78 217V218H77ZM82 217V218H81ZM90 217V218H89ZM97 217L99 218V219H97ZM180 217H182L183 219H185V221L183 222V221H181V220H183L182 218H180ZM188 217H190V218H188ZM209 217V218H208ZM212 217V218H211ZM227 217H231V218H228L229 220H227L226 221V219L225 218H227ZM234 217H236L235 219H236V221H235V219H234ZM60 218V219H59ZM69 218V219H68ZM71 218L74 220V222L71 220ZM75 218V219H74ZM79 218H81V221L83 220L84 221V223H83V221H82V223L84 224H82V223H80V219ZM146 218H148V219H146ZM152 218V219H151ZM179 218V219H178ZM189 219V224H187L188 223V219ZM206 218V219H205ZM219 218V220H216V219H218ZM222 218L224 219V220H222ZM244 218H247V219H252V220H248V221H246L247 219H244ZM51 219V220H50ZM64 220L63 221V223H65V227L64 228H62V220ZM88 219H91V221L89 220L88 221V223H86L87 222V220ZM103 219H105V220H103ZM136 219V220H135ZM158 219V220H157ZM164 221V222H162V220ZM176 219V220H175ZM213 219V220H212ZM231 219H234V221H230ZM50 220V221H49ZM55 220L57 221L58 220V223L57 222H55ZM67 220V221H66ZM75 220H77V222L75 221ZM95 220V221H94ZM145 220H146V222L147 223H149V224H147L146 222H145ZM151 220V221H150ZM152 220H153V222H152ZM156 220V221H155ZM208 222L207 224H206V221ZM210 220H212V221H214V222H212V221H210ZM216 220V221H215ZM245 220V221H244ZM48 221H49V223H48ZM54 223V225H53V223ZM66 221V222H65ZM96 221H98V224H100V226L97 224V222ZM149 221V222H148ZM157 221L159 222L157 225H162L161 227L163 228L166 224H170V231H172L173 232V230H174V232H173V234H174V236H173V238H169V234H167V235H165V236H160V232H161V228H160V226H157V225H155L156 223H157ZM181 221V222H180ZM197 221V222H196ZM202 221V222H201ZM204 221V222H203ZM220 223H219V222ZM225 221V222H224ZM230 221V222H229ZM263 221V223H261V222ZM92 222V224H91V226H90V223ZM93 222H94V224H93ZM96 222V223H95ZM144 223V225H143V223ZM152 224H151V223ZM160 222H162V223H160ZM169 222V223H168ZM180 224H182V225H179L178 223ZM194 222V223H193ZM212 222V223H211ZM216 222V223H215ZM234 222V224H232ZM237 222V223H236ZM241 222V223H240ZM244 222H245V225H244ZM253 222H255V223H252ZM43 223H45L44 225H43ZM59 223H60V225H59ZM73 223V224H72ZM105 223H107V224H105ZM154 223V224H153ZM215 223V224H214ZM220 225H219V224ZM229 223H230V226H229ZM50 224V225H49ZM51 224H52V226H51ZM69 225V224H71V227H70V225L69 226H67L66 227V225ZM105 224V225H104ZM176 224V225H175ZM184 224H187V225H184ZM190 224H192V226H190ZM194 224V225H193ZM195 224H197V225H195ZM198 224H201V225H199V227H198ZM221 224H222V226H221ZM226 224H228V225H226ZM258 224V225H257ZM261 224V225H260ZM81 227H80V226ZM95 227H94V226ZM104 225V226H103ZM143 225V226H142ZM155 225V227H153ZM176 227H175V226ZM189 225V226H188ZM204 227H203V226ZM210 225V226H209ZM225 225V226H224ZM232 225H234V226H232ZM236 225V226H235ZM249 225H251V226H249V228H250V230H248V228H246V227H248ZM256 225V226H255ZM84 226H85V229H84ZM86 226H87V228H86ZM89 226V227H88ZM121 226V227H120ZM131 226V227H130ZM132 226H134V228L132 227ZM147 226V227H146ZM152 226V227H151ZM158 228H157V227ZM181 228H179V227ZM187 228V230H186V228ZM188 226V227H187ZM197 226V227H196ZM201 226V227H200ZM206 226V227H205ZM215 226V227H214ZM217 226V227H216ZM254 226V227H253ZM30 227V228H31ZM42 227V228H41ZM69 227V228H68ZM77 227V228H76ZM104 227V228H103ZM137 229H136V228ZM145 229H144V228ZM149 227V228H148ZM198 228L199 230H197L196 228ZM207 227H209L210 229H211V232H210V229L209 228H207ZM219 227V228H218ZM222 229H221V228ZM233 227V228H232ZM241 227V228H240ZM257 229H256V228ZM263 229H262V228ZM70 228L72 229V230H70ZM73 228H74V232H73ZM78 228H79V230H78ZM81 228H83V229H81ZM92 228V229H91ZM93 228H94V230H93ZM133 228V229H132ZM152 228L154 229L153 231H152ZM156 228V229H155ZM179 228V229H178ZM185 228V229H184ZM189 228H191L190 230H189ZM203 228H204V232H203ZM215 228V229H214ZM217 228V229H216ZM235 228H236V230H235ZM261 228V229H260ZM55 229V230H54ZM57 229V230H56ZM64 229L65 230V232H64V230H63V232H62V230ZM88 229V230H87ZM136 229V230H135ZM148 229H149V231H148ZM151 229V230H150ZM178 229V230H177ZM182 229H184V231L182 230ZM194 229V230H193ZM207 229V230H206ZM209 229V230H208ZM228 229L230 230V231H228ZM247 229V230H246ZM253 229V230H252ZM54 230V231H53ZM76 230H78L79 232H76ZM81 230H83V232L81 231ZM91 232H90V231ZM104 230V231H103ZM146 230V231H145ZM160 230V231H159ZM179 230L181 231V232H179ZM196 231V232H198V233H196V232H193V233H191L192 231ZM200 230H201V232H200ZM206 230V231H205ZM219 230V231H218ZM222 232H221V231ZM224 230H226V232L227 233H229V234H227ZM55 231H58V232H55ZM69 231V232H68ZM71 231H72V233H71ZM84 231H86V232H84ZM96 233H95V232ZM152 231V232H151ZM155 231V232H154ZM176 231H177V233H176ZM209 231V232H208ZM213 231V232H212ZM241 231V232H240ZM245 231V232H244ZM246 231H248V233L246 232ZM263 234V236H262V234L260 233V232ZM80 232L82 233V235L80 234ZM121 232V233H120ZM130 232V233H129ZM146 233V236L149 238V239H151V240H155V239H160V245H159V247H157V250L156 251H153V250H151V249H148V248H144L143 246L141 247V243H140V238H141V236H142V233ZM182 232H183V235L185 234V236L187 237H185V236H183V235H181L182 234ZM208 232V233H207ZM217 233V235L219 234V233H222V234H220V235H218V236H216L215 234ZM223 232H225L224 234H223ZM233 232V233H232ZM253 232V233H252ZM254 232H256V233H254ZM43 233H45L44 235H43ZM50 233L52 234V235H50ZM67 233V234H66ZM77 233H79L80 234V236L77 234ZM84 233H85V235L87 236H85L84 235ZM90 233V235H88ZM93 233V234H92ZM176 233V234H175ZM189 233V234H188ZM195 233V234H194ZM200 233V234H199ZM202 233V234H201ZM203 233H205L206 235H204ZM212 233V234H211ZM215 233V234H214ZM258 233L260 234V236L258 235ZM10 233H9V231L8 230H6V228L4 229V230H2V229H0V236L1 235H3L4 237L6 236V237H9L10 235H9ZM75 234V235H74ZM93 235V241L91 240V239H89L88 237H91L92 238V235ZM140 234V235H139ZM153 234H155V235H153ZM197 234H199V236H197ZM209 234V235H208ZM213 235V236H211V235ZM241 234V235H240ZM247 234V235H246ZM254 234V235H253ZM50 235V236H49ZM67 235H69V236H67ZM77 235V236H76ZM128 235H129V237H128ZM134 235H136V236H134ZM177 235V236H176ZM192 235H193V237H192ZM204 235V236H203ZM223 235V237L221 238V236ZM224 235H226V236H224ZM238 235H240L241 236V238H240V236H238ZM47 236H49V237H47ZM72 236L74 237V238H72ZM79 236V237H78ZM151 236V237H150ZM176 236V237H175ZM181 236V237H180ZM196 236H197V238H196ZM210 236H211V238H210ZM220 236V237H219ZM243 236V237H242ZM247 236V237H246ZM255 236H257V237H255ZM45 237H47V238H45ZM52 237V238H51ZM58 237V238H57ZM81 240V241H79V239ZM82 237H84V238H82ZM157 237V238H156ZM175 237V238H174ZM179 237V238H178ZM188 237H190V238H188ZM192 237V238H191ZM213 237V238H212ZM217 239H216V238ZM226 237V239L224 240V238ZM227 237H228V239H227ZM235 237V238H234ZM240 239H239V238ZM254 237V238H253ZM40 238V239H39ZM66 238H69V239H66ZM75 238L78 240H75ZM135 238H136V240H135ZM177 238H178V242H177ZM183 238H186V239H183ZM193 238H195V239H193ZM199 238V239H198ZM204 238V239H203ZM206 238V239H205ZM208 238V239H207ZM230 238H231V240L232 241H230ZM250 239V240H247V239ZM252 238V239H251ZM261 238H262V241L263 242H261ZM37 239H39L38 240V242H37ZM42 239V240H41ZM50 239H52V240H50ZM54 239V240H53ZM59 239H63V240H60L59 241ZM65 239H66V241H65ZM74 239V240H73ZM96 239V240H95ZM132 239H133V241H132ZM166 239V240H165ZM170 239V240H169ZM180 239V240H179ZM181 239H183V240H185V242L183 241V240H181ZM198 239V241H199V243H198V241H196ZM200 239L202 240L201 242H200ZM210 239V240H209ZM211 239H212V241H211ZM219 239V240H218ZM223 239V240H222ZM239 239V240H238ZM242 239H245L246 241H244V240H242ZM260 239V241H258ZM46 240V241H45ZM48 240V241H47ZM58 240V241H57ZM72 240H73V244H72ZM83 240V241H82ZM164 240V241H163ZM171 240H173V241H176L175 243H180L179 245L178 244H173V245H177L176 247L178 248V250L181 252H179L178 250H177V248H176V250H177V252L175 251V246H173V245H171L170 243H172L171 242ZM186 240H187V243H186ZM215 240H217L216 241V243H215ZM223 242H222V241ZM228 240V241H227ZM43 241V242H42ZM55 241H57L59 244L62 242V244L63 245H59L57 242H55ZM74 241H76V242H78V243H76V242H74ZM94 241H97V242H94ZM101 241V242H100ZM169 241V242H168ZM182 241V242H181ZM195 241V242H194ZM206 241V242H205ZM210 242V243H208V242ZM221 241V242H220ZM251 241V242H250ZM255 241V242H254ZM258 241V242H257ZM1 242H3V241H1L0 240V264H2V262H4L3 264H5V263H7V264H10V262H11V264H20V262L19 261H16L17 259L15 258V256L14 255H12L11 253H8L7 251H6V249H5V246H4V243H1ZM40 242H41V246H40ZM49 242V243H48ZM70 242V243H69ZM82 242V243H81ZM88 242V243H87ZM92 242V243H91ZM99 242V243H98ZM121 242V243H120ZM127 242V243H126ZM191 242V244H189V243ZM194 244H193V243ZM198 243V245H197V243ZM205 242V243H204ZM211 242H212V244H211ZM218 242V243H217ZM225 242V243H224ZM236 242V243H235ZM238 242V243H237ZM241 242V245L239 244ZM246 242H248L247 244H246ZM37 243H39V245L37 244ZM49 245H48V244ZM55 243H57V244H55ZM69 243V244H68ZM85 243H87V244H85ZM93 243L96 245H94V246H91V244L93 245ZM114 243V244H113ZM115 243H116V245H115ZM120 243V244H119ZM181 243H183L182 245H184L183 246V248H181L182 247V245H181ZM207 243V244H206ZM221 243V244H220ZM223 243V244H222ZM232 243H234L233 244V246H232ZM252 243V244H251ZM254 243H256V245L254 244ZM258 243H259V246H258ZM55 246H54V245ZM76 244V245H75ZM78 244V245H77ZM83 244V245H82ZM90 244V245H89ZM112 244V245H111ZM185 244H187V246L185 245ZM193 244V245H192ZM196 244V245H195ZM200 244H204V246L203 245H200ZM215 245V248L216 247H218V248H214L213 246ZM217 244V245H216ZM219 244V245H218ZM244 244H245V246H247V247H249V246H251V247H249L248 249H247V247H245L244 246ZM52 247H51V246ZM57 245V246H56ZM80 245H81V247L83 246H85V249L82 247H80ZM105 245V246H104ZM107 245V246H106ZM112 246L111 248H110V246ZM127 247H126V246ZM181 245V247H179ZM205 245H207V246H205ZM221 245V246H220ZM224 245V246H223ZM32 246V247H31ZM43 246V247H42ZM47 246V247H46ZM70 246V247H69ZM72 246H74V247H72ZM77 246V247H76ZM88 246V247H87ZM100 246L102 247V248H100ZM104 246V247H103ZM115 246H117V247H115ZM124 246V247H123ZM189 246H190V248H189ZM191 246H193V247H191ZM198 246V248H196ZM203 246V247H202ZM226 246H227V248H226ZM237 246V247H236ZM240 246V247H239ZM242 246V247H241ZM255 246V247H254ZM2 247V248H1ZM53 247H56V248H54V250H53ZM57 247H59L58 249L59 250H57ZM91 247V248H90ZM109 249H108V248ZM131 247V248H130ZM135 248L134 250L132 249V248ZM141 247V248H140ZM199 247H201L200 249H199ZM212 249H211V248ZM222 247V248H221ZM224 247V248H223ZM236 247V248H235ZM244 247H245V249H247L248 251H250V253L251 254H253V256L249 253L248 254V251L247 250H244ZM259 247V248H258ZM46 249V251H43V250H45ZM49 248H50V250H49ZM52 248V249H51ZM62 248H64V249H62ZM74 248V249H73ZM75 248H77L78 249V251H77V249H75ZM87 248V249H86ZM117 250L116 251V256H115V249ZM121 248H123V249H121ZM128 249V248H130L131 249V252H130V249H128V250H126V249ZM142 249L143 250V252L140 250V249ZM159 248V249H158ZM161 248V249H160ZM187 248V249H186ZM210 248V249H209ZM229 248V249H228ZM231 248H232V250H231ZM261 248V249H260ZM48 249V250H47ZM61 249V250H60ZM79 249H83V250H80L82 253L80 254V251H79ZM118 249H119V251L121 252H119L118 251ZM125 249V250H124ZM139 249V250H138ZM167 249V250H166ZM182 249H184V250H182ZM198 249H199V251H198ZM207 249V250H206ZM221 249H222V251L223 252H221ZM224 249V250H223ZM228 249V250H227ZM243 251V252H241V250ZM253 249H260L259 250V252L256 250H254V252H251V250L253 251ZM263 249V250H262ZM57 250V251H56ZM63 250H64V252H63ZM66 250H68V251H66ZM86 250H88V252L86 251ZM93 250L95 251V253H96V251H97V253L96 254H98V255H96L94 252H93ZM103 250H110L111 251V253H112V255H111V257H109V259L107 258V256H106V253H105V251H103ZM148 250H150L151 252H148ZM161 250H163V255H164V257L162 256V252H161ZM164 250L166 251V253L164 252ZM177 253V255L175 254V257L174 256H172L175 252ZM190 250V251H189ZM192 250H194V251H192ZM202 252V253H200L199 255L197 254L198 252ZM202 250V251H201ZM209 250V251H208ZM3 251V252H2ZM55 251V252H54ZM71 251V252H70ZM72 251H74V253L72 252ZM79 253H77V252ZM84 251V252H83ZM90 251V252H89ZM102 251V252H101ZM114 251V252H113ZM122 251H123V253L124 254H126V255H124L123 253H122ZM127 251H128V253H127ZM133 251H135V253L133 252ZM161 253H160V252ZM173 251V254H171V255H169L168 256V254H170L171 252ZM192 251V252H191ZM241 253H240V252ZM245 251V252H244ZM247 251V252H246ZM5 252H7V254L5 253ZM56 252H59V253H56ZM63 252V253H62ZM76 252V253H75ZM86 252V253H85ZM93 252V253H92ZM117 252L118 253H120L119 255L117 254ZM140 252H142L143 254H141L140 255ZM155 254V256H152V255H154L153 253ZM168 252H170V253H168ZM186 252V253H185ZM188 252V253H187ZM195 253V256L194 255H192V254H194ZM197 252V253H196ZM204 252H205V254H204ZM208 252V253H207ZM211 252V253H210ZM215 252V253H214ZM218 252V253H217ZM221 252V253H220ZM228 252L230 253L229 255H231V256H233V257H231V256H229V257H227V259H228V261L226 260V256H228L227 254H228ZM235 252V253H234ZM241 254L240 256L238 255L239 253ZM49 253V254H48ZM50 253H52V254H50ZM54 253H56V255L54 254ZM83 253H84V255H83ZM90 253V254H89ZM101 253H103V255L101 254ZM130 253V254H129ZM146 253H148L147 254V256H148V258H146L147 256H144V254L146 255ZM192 253V254H191ZM210 253V254H209ZM213 253V254H212ZM223 253H224V255H223ZM225 253H227L226 255H225ZM243 253V254H242ZM245 253H247V255L245 254ZM257 253V254H256ZM10 254V255H9ZM45 254V255H44ZM71 254H73V255H71ZM76 254V255H75ZM93 254H95V255H93ZM113 254H114V256H113ZM131 254H132V256H131ZM161 256H160V255ZM183 256H182V255ZM190 254V255H189ZM203 254V255H202ZM207 254V255H206ZM218 254H219V256H218ZM221 254V255H220ZM257 255V256H259V257H257V256H255V255ZM262 254H263V256H262ZM8 255V256H7ZM81 255V256H80ZM100 255H102L101 257H99ZM118 255V256H117ZM123 255V256H122ZM130 257H129V256ZM178 255H179V257H178ZM183 257H181V256ZM192 255V256H191ZM198 255V256H197ZM208 255H210V256H208ZM216 255V256H215ZM244 255V256H243ZM250 255V256H249ZM3 256V257H2ZM13 256H14V258H13ZM45 256V257H44ZM75 256V257H74ZM76 256H78V258H76ZM82 257V258H80V257ZM87 256H89V257H87ZM104 256V257H103ZM109 256V255H108ZM126 256V258H124ZM141 256V257H140ZM144 256V257H143ZM160 256V257H159ZM168 256V257H167ZM185 256V257H184ZM199 256H203L201 259H199L200 257ZM206 257V259H205V257ZM212 256V257H211ZM222 256H223V258H222ZM247 256V257H246ZM249 256V257H248ZM251 256H252V258H251ZM5 257V258H4ZM7 257V258H6ZM106 257V258H105ZM113 257V258H112ZM118 257V258H117ZM129 257V258H128ZM133 257H135L136 259H134ZM145 259V260H147V262L143 259V258ZM150 257V258H149ZM152 257H154V258H152ZM157 257V258H156ZM159 257V258H158ZM161 257H163V258H161ZM167 257V258H166ZM180 257H181V259H183L182 261H181V259H180ZM189 257H191V258H189ZM208 257V258H207ZM214 257L216 258V260L214 259ZM246 257V258H245ZM256 257L258 258V259H256ZM263 259H262V258ZM87 258V259H86ZM89 258V259H88ZM95 259L96 258V261L94 260V262H93V259ZM99 258H101V259H99ZM103 258V259H102ZM132 260H131V259ZM168 260V261H165L166 259ZM175 258V259H174ZM176 258H177V260H176ZM218 258L220 259V260H218ZM248 258V259H247ZM251 258V259H250ZM254 258V259H253ZM2 259H3V261H2ZM8 259H9V262H8ZM16 259V260H15ZM82 259V260H81ZM106 259H107V262H106ZM111 259V260H110ZM117 259V260H116ZM121 260V263H119L120 262V260ZM158 259H159V261H158ZM161 259V260H160ZM165 259V260H164ZM174 259V260H173ZM179 259H180V261H179ZM186 259H187V261H186ZM196 259V260H195ZM198 259V260H197ZM208 259H210V260H208ZM222 259H224V260H222ZM233 259V260H232ZM238 259V260H237ZM239 259H240V261H239ZM247 259V260H246ZM249 259H250V261H249ZM7 260V261H6ZM36 260H35V262H36ZM88 260H90L89 262H88ZM102 260V261H101ZM124 260V261H123ZM127 260V261H126ZM135 262H134V261ZM144 260V261H143ZM150 260V261H149ZM152 260H154V261H152ZM155 260H156V262H155ZM194 261L193 263H191V261ZM212 260V261H211ZM236 260V261H235ZM252 260H254V261H252ZM261 260H263V261H261ZM12 261H13V263H12ZM42 261V262H41ZM54 261V262H53ZM104 261V262H103ZM113 261V262H112ZM115 261V262H114ZM118 261V262H117ZM133 261V262H132ZM136 261H138V262H136ZM141 261V262H140ZM158 261V262H157ZM202 261V262H201ZM234 261V262H233ZM237 261H239V262H237ZM241 261H243V262H241ZM246 261V262H245ZM258 261V262H257ZM261 263H260V262ZM83 262V263H82ZM98 262H100V263H98ZM123 262V263H122ZM241 262V263H240ZM248 262V263H247ZM33 264H36V263H33ZM224 264V263H223ZM264 264V263H263Z\"/></svg>","mask_w":264,"mask_h":264}]
</instances>
